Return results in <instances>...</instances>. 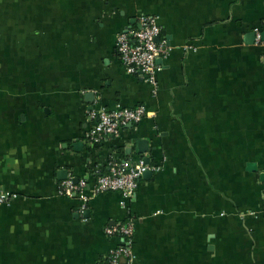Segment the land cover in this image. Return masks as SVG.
<instances>
[{"label": "crops", "instance_id": "1", "mask_svg": "<svg viewBox=\"0 0 264 264\" xmlns=\"http://www.w3.org/2000/svg\"><path fill=\"white\" fill-rule=\"evenodd\" d=\"M141 15L171 49L154 83L117 52ZM258 34L264 0H0V194L15 195L0 206V264H101L121 224L132 264H264ZM138 106L141 122L87 140L93 112ZM144 158L160 169L134 198L91 197L112 162ZM70 178L83 195L62 194Z\"/></svg>", "mask_w": 264, "mask_h": 264}, {"label": "built area", "instance_id": "2", "mask_svg": "<svg viewBox=\"0 0 264 264\" xmlns=\"http://www.w3.org/2000/svg\"><path fill=\"white\" fill-rule=\"evenodd\" d=\"M161 29L157 19L148 15H141L138 18V26L126 31L118 36L117 52L123 65L130 74H141L151 83L155 82V76L161 67L157 61L169 54L171 50L166 42L160 38ZM259 44L262 43L260 34L257 36ZM148 112L144 106L135 108H118L112 111L101 110L93 112L92 118L97 119L96 126L87 135V140L98 144L105 138L118 134L124 126L141 122ZM160 168L154 167L144 160L131 162L122 160L112 162L107 173L101 175L96 185L93 187L91 197L105 192H119L126 199L136 196L139 181L147 171H159ZM86 188L84 180L75 182L70 178L62 183L61 192L68 197L83 195ZM9 192L0 194V206L8 203L14 198ZM89 198V197H88ZM88 198L84 196L85 201ZM108 237H116L121 240V245L111 250L101 264H132L133 250L132 241L134 227L132 224H121L107 228L105 231Z\"/></svg>", "mask_w": 264, "mask_h": 264}, {"label": "water", "instance_id": "3", "mask_svg": "<svg viewBox=\"0 0 264 264\" xmlns=\"http://www.w3.org/2000/svg\"><path fill=\"white\" fill-rule=\"evenodd\" d=\"M160 40V37L159 38H157V41H159ZM144 146V148L143 147H141V146ZM138 153L140 154V155H143L144 153H147L148 152V150L146 149V146H145V142H142V141H140V142H138ZM146 163H149V160H148V158H144L143 159ZM61 173V175L62 176H64V180L65 179H67L66 177H67V171H62V172H60ZM153 172L152 171H147L146 173H144L143 174V177H146V176H148V175H151ZM75 182H77V180H75ZM87 213L88 212H86L85 213V216H87Z\"/></svg>", "mask_w": 264, "mask_h": 264}]
</instances>
